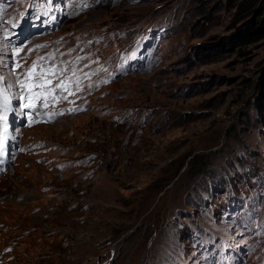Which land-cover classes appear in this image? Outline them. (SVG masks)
<instances>
[{"label": "rangeland", "instance_id": "obj_1", "mask_svg": "<svg viewBox=\"0 0 264 264\" xmlns=\"http://www.w3.org/2000/svg\"><path fill=\"white\" fill-rule=\"evenodd\" d=\"M242 2L0 0L6 86L87 76L83 110L14 127L0 264H264V24L235 40L264 7ZM30 16L10 67L2 23Z\"/></svg>", "mask_w": 264, "mask_h": 264}, {"label": "snow or ice", "instance_id": "obj_2", "mask_svg": "<svg viewBox=\"0 0 264 264\" xmlns=\"http://www.w3.org/2000/svg\"><path fill=\"white\" fill-rule=\"evenodd\" d=\"M13 27H16L14 24ZM21 49H17L16 55H20ZM43 59V58H41ZM17 68H20L21 65L17 64ZM39 65L37 62H33L32 66L29 68L28 72L25 74V79L22 81V86L27 90L29 95L26 97V100L28 101L25 104V108L34 109L36 107V101L43 98L44 99V108H48L49 106V98L56 103L59 102L61 98L66 99V97H58L55 95V89L59 88L61 91H67L69 95H72L71 89L69 88V81H61L59 84L55 86V88L50 87L52 85V80L49 79V76L56 75V69L55 68H49V69H43L40 68L39 72L37 71ZM39 76V80H35L34 78ZM34 88H39L41 91L34 92ZM54 115V113L49 114V118ZM6 117L0 116V120H5ZM4 146V139L3 137H0V149H2Z\"/></svg>", "mask_w": 264, "mask_h": 264}, {"label": "trees", "instance_id": "obj_3", "mask_svg": "<svg viewBox=\"0 0 264 264\" xmlns=\"http://www.w3.org/2000/svg\"><path fill=\"white\" fill-rule=\"evenodd\" d=\"M241 4H244L245 6L244 11H246V15H251L255 11L259 12L263 10L264 0H247V4L243 2ZM262 24H264V18L252 19L248 25H246L242 30H239L235 36V40L240 43H246L248 40L253 38L250 34H253L260 29Z\"/></svg>", "mask_w": 264, "mask_h": 264}]
</instances>
